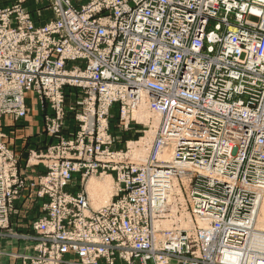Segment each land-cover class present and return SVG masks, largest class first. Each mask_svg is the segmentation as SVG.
I'll return each mask as SVG.
<instances>
[{"label":"built area","instance_id":"built-area-1","mask_svg":"<svg viewBox=\"0 0 264 264\" xmlns=\"http://www.w3.org/2000/svg\"><path fill=\"white\" fill-rule=\"evenodd\" d=\"M29 2L0 7V129L4 119L16 122L27 114L31 95L56 119L97 115L100 130L114 106L125 119L143 99L158 116V143L172 148L169 165L198 175L188 197L207 228L208 248L205 256L184 258L187 238L168 232L165 248L149 251L155 236L146 207L163 203L164 185L154 184L165 178L161 173L131 179L150 181L146 196L145 188L127 187L124 154L71 158L55 146L43 157L47 172L35 189L41 215L31 222L33 254L21 256L22 264L264 260L260 245L251 243L255 235L246 236L253 251L242 248L243 233L249 236L252 227L253 234L264 201V0H85L79 7L72 0H46L52 18L39 23L40 10ZM55 122L51 134L60 129ZM3 138L0 130V230L10 232L21 187L19 158ZM92 161L121 171L116 185L122 183L96 210L68 190L75 172L91 167L96 173L98 165H86Z\"/></svg>","mask_w":264,"mask_h":264},{"label":"rangeland","instance_id":"rangeland-1","mask_svg":"<svg viewBox=\"0 0 264 264\" xmlns=\"http://www.w3.org/2000/svg\"><path fill=\"white\" fill-rule=\"evenodd\" d=\"M13 2L14 0H7L0 3V7L11 5ZM34 2L30 0L28 5L33 9L40 10L39 19L35 20L36 23L52 18L51 11L49 12L47 8L46 0L37 1L36 4ZM72 2H74L75 7H79L85 0H72ZM213 24L211 23L208 30L213 29ZM74 93L76 94L75 99L78 98L79 93L76 91ZM71 100H73V97ZM27 106L28 111L25 116L20 117L16 122L8 118L4 119L0 129L1 134L4 135L2 142L11 146L12 152L19 158L18 174L21 185L18 196L19 202L21 200L23 202L31 201V199L35 198V189L40 186V177L47 172V161L45 162L43 157L46 154L48 155L51 150H54L52 148L55 146L59 148L60 153H62L60 149L62 147L64 154L71 158L80 156L90 157L94 160L109 153L119 154L120 156L124 154L122 162H125L126 165L124 171L130 175L127 186L130 190L135 191L137 188H145L147 190L146 196L149 195L148 187H150V181H141L136 184L131 180L136 178L138 174L143 175L146 179L158 178L155 176L159 173L165 177L154 181V184L164 185V191L162 192L163 203L155 209H151L150 206L146 207L147 225L149 229H153L155 236L149 251H162L165 248V245L161 246L163 239L169 232L167 235L179 233L181 237L187 238L188 244L186 246L189 249L181 253L182 257L191 259L195 256H205L208 246L207 242H205L206 233L204 231L207 228L197 213L191 210L188 197L189 188L199 183L198 175L186 173L187 176H191L189 178L185 175V172L180 173L181 170L179 168L174 170L175 168L169 165L173 154L172 148L170 145L167 146V143L162 145L158 143L160 140L159 130L157 131L158 121L157 124L153 123L157 115L151 113L143 99L141 104L138 105V109L135 110L136 112L132 115L126 114L125 119L120 117L119 106H114L109 115L103 116L105 120L103 130L99 129L100 120L97 115L66 114L58 116V119H56L57 116L51 113L48 104L34 95L27 96ZM88 119L91 120V127H87ZM53 120H56L55 123L60 124V129L55 134H51L54 132L49 131L51 130L49 124ZM125 123H127V128H124ZM151 133L152 135H150ZM137 152L140 154H136ZM86 165H98L99 167L96 168V173L92 172L91 167L75 172L68 190L72 193H81L88 198L91 205L87 193L89 181L91 179L103 181L106 179L105 177L109 176L112 181V194L111 196L109 195V200H112L115 197L116 188L122 185V183L116 185L117 173L121 171H112L110 168L106 170L102 166H107V164L102 162L92 161ZM160 181L162 182L160 183ZM146 196L142 200L145 206H147L146 201L148 199ZM33 203H31V207ZM258 204L259 213V211L262 212L261 206H263L264 201L261 200ZM40 207L39 204L38 209L41 215ZM91 208L96 210L92 205ZM228 217L229 215L227 214L225 219L227 220ZM163 224L165 227H163ZM168 225L171 226V229ZM253 230V232L264 233V230H259L256 226L253 227ZM250 231L249 236L243 233L245 241L246 236L247 239L253 236ZM0 234L3 237L10 234V232L3 229V231L0 230ZM247 241L242 248L244 252H252L251 248L248 249ZM181 248L184 250V247Z\"/></svg>","mask_w":264,"mask_h":264},{"label":"crops","instance_id":"crops-1","mask_svg":"<svg viewBox=\"0 0 264 264\" xmlns=\"http://www.w3.org/2000/svg\"><path fill=\"white\" fill-rule=\"evenodd\" d=\"M39 204L35 198L15 203L16 213L10 220V234L0 236V264H22L21 256L33 254L35 240L31 222L40 216Z\"/></svg>","mask_w":264,"mask_h":264},{"label":"bare ground","instance_id":"bare-ground-1","mask_svg":"<svg viewBox=\"0 0 264 264\" xmlns=\"http://www.w3.org/2000/svg\"><path fill=\"white\" fill-rule=\"evenodd\" d=\"M157 121H158V116H156V118H154L153 123L157 124ZM150 135H152V133ZM138 153L139 152H137L136 154H138ZM105 178L106 179H104L103 181H100V180L98 181V180L91 179L89 181V183H88L87 193L89 195V198H90V201H91V205H92V207L94 209H97L99 206H101V205L103 206L104 204H106L107 201L110 199V196L112 194V187H111L112 181H111L109 176L105 177ZM180 198H182V197H180ZM262 205L263 206H261V211L263 213L259 211L258 217H257V222H256L257 223L256 224V228L259 229V230H264V204H262ZM163 227H165L164 224H163ZM169 227L171 229V226H169ZM253 235H255V237L251 241V243L254 242L253 244L260 245L259 246V250H263L264 251V245L261 244V243H258V242H264V240H263L264 239V233L255 231V232H253ZM248 249H249V247H248ZM247 260H248L249 264H262L264 262V260H258L257 261L255 259H253V256L249 257Z\"/></svg>","mask_w":264,"mask_h":264},{"label":"trees","instance_id":"trees-1","mask_svg":"<svg viewBox=\"0 0 264 264\" xmlns=\"http://www.w3.org/2000/svg\"><path fill=\"white\" fill-rule=\"evenodd\" d=\"M30 7V6H29ZM31 8V7H30ZM32 10H35V9H33V8H31Z\"/></svg>","mask_w":264,"mask_h":264}]
</instances>
